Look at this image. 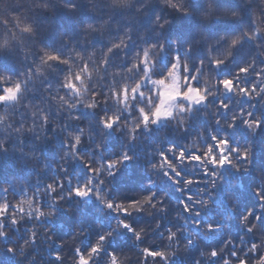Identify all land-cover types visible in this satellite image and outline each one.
Instances as JSON below:
<instances>
[{
  "label": "snow or ice",
  "instance_id": "1",
  "mask_svg": "<svg viewBox=\"0 0 264 264\" xmlns=\"http://www.w3.org/2000/svg\"><path fill=\"white\" fill-rule=\"evenodd\" d=\"M0 35V173L35 171L0 179V264H67L60 219L73 264H264V180L239 210L264 177V0H10Z\"/></svg>",
  "mask_w": 264,
  "mask_h": 264
},
{
  "label": "trees",
  "instance_id": "2",
  "mask_svg": "<svg viewBox=\"0 0 264 264\" xmlns=\"http://www.w3.org/2000/svg\"><path fill=\"white\" fill-rule=\"evenodd\" d=\"M10 3V0H4V3H0V8L7 7ZM4 37L0 35V42H2ZM21 70L23 67L21 66ZM116 142H114L115 145ZM7 176L11 178L15 176L17 181H26L29 178H34L35 171L30 168H19L13 162H9L6 170L3 173H0V179ZM147 180V176L143 174V164L137 163L131 169L126 168L121 174H118V178L114 181L115 191L121 195H138V189L141 184ZM264 180V177L261 176V173L257 170L253 172L251 175L246 176L243 179L244 188L240 193V203L239 210H243L245 207L250 206L255 203L256 197L254 195V191L256 185L261 183ZM6 186V185H5ZM179 196L178 193H173V205H175L176 198ZM8 198L10 200L13 199L11 193H9ZM15 202V201H13ZM231 202V201H230ZM26 207V206H25ZM71 221L65 222L64 219H60L57 222V232L58 235L62 238V240H57V243H63L65 246V250L62 255L67 259V264H73L72 257L70 255L71 248L76 245V241L71 238ZM63 225V227H60ZM226 231L231 232V237H238L241 234L240 226L235 222L231 221L226 225ZM230 237V238H231ZM55 239V237H53ZM222 237L213 236L207 243L218 245L221 243ZM158 240H149L148 244H158ZM203 246V245H202ZM121 247L127 249V243L125 241H121ZM48 251L51 252L53 256L60 253V248H55L53 251V247L49 246Z\"/></svg>",
  "mask_w": 264,
  "mask_h": 264
}]
</instances>
